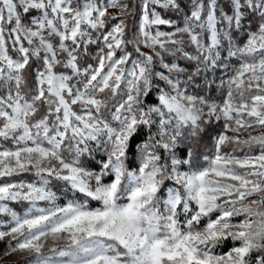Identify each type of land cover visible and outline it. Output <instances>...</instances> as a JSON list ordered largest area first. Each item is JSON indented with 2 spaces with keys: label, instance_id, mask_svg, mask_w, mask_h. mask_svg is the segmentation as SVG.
Masks as SVG:
<instances>
[{
  "label": "snow or ice",
  "instance_id": "6c2138e0",
  "mask_svg": "<svg viewBox=\"0 0 264 264\" xmlns=\"http://www.w3.org/2000/svg\"><path fill=\"white\" fill-rule=\"evenodd\" d=\"M4 241L264 264V0H0Z\"/></svg>",
  "mask_w": 264,
  "mask_h": 264
},
{
  "label": "rangeland",
  "instance_id": "374dc122",
  "mask_svg": "<svg viewBox=\"0 0 264 264\" xmlns=\"http://www.w3.org/2000/svg\"><path fill=\"white\" fill-rule=\"evenodd\" d=\"M17 210H20L19 206H17ZM6 246H7V241L0 242V262L4 264L6 262H14L17 264H23L26 253H9L8 255H5Z\"/></svg>",
  "mask_w": 264,
  "mask_h": 264
},
{
  "label": "trees",
  "instance_id": "16d2710c",
  "mask_svg": "<svg viewBox=\"0 0 264 264\" xmlns=\"http://www.w3.org/2000/svg\"><path fill=\"white\" fill-rule=\"evenodd\" d=\"M129 24H130V26H131V20L129 21ZM213 134H214V133H213ZM205 143H208V144H209V147L205 149V151L207 152V151H209V149H210V142L207 140V138H205ZM230 246H231V242H229V243L227 244V246H225L224 248H222V249H218V251L226 252ZM0 264H4V263L0 262ZM5 264H17V263H14V262H6Z\"/></svg>",
  "mask_w": 264,
  "mask_h": 264
}]
</instances>
